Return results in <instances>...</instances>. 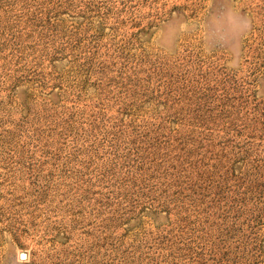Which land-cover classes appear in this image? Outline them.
Masks as SVG:
<instances>
[{"label":"rangeland","instance_id":"obj_1","mask_svg":"<svg viewBox=\"0 0 264 264\" xmlns=\"http://www.w3.org/2000/svg\"><path fill=\"white\" fill-rule=\"evenodd\" d=\"M0 264H264V0H0Z\"/></svg>","mask_w":264,"mask_h":264},{"label":"water","instance_id":"obj_2","mask_svg":"<svg viewBox=\"0 0 264 264\" xmlns=\"http://www.w3.org/2000/svg\"><path fill=\"white\" fill-rule=\"evenodd\" d=\"M20 257H21V259H24L25 258V255L22 254Z\"/></svg>","mask_w":264,"mask_h":264}]
</instances>
